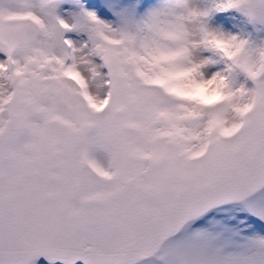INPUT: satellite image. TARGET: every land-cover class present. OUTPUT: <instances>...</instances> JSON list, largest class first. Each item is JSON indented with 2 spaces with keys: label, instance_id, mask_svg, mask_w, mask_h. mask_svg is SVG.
I'll list each match as a JSON object with an SVG mask.
<instances>
[{
  "label": "snow or ice",
  "instance_id": "6c2138e0",
  "mask_svg": "<svg viewBox=\"0 0 264 264\" xmlns=\"http://www.w3.org/2000/svg\"><path fill=\"white\" fill-rule=\"evenodd\" d=\"M0 264H264V0H0Z\"/></svg>",
  "mask_w": 264,
  "mask_h": 264
}]
</instances>
